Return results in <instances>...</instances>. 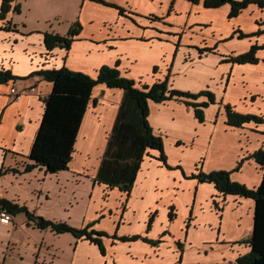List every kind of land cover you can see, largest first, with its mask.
<instances>
[{
	"label": "crops",
	"instance_id": "0c3cea01",
	"mask_svg": "<svg viewBox=\"0 0 264 264\" xmlns=\"http://www.w3.org/2000/svg\"><path fill=\"white\" fill-rule=\"evenodd\" d=\"M104 1L15 0L20 11L0 16V70L18 77L0 82V201L26 209L0 223V264H236L251 252L256 200L193 175L226 170L249 189L263 181L254 155L264 148V122L230 125L225 108L264 118V73H241L257 63L228 60L251 46L240 32L264 31V8L250 4L229 17L230 4ZM76 21L70 48L49 50L45 34L66 36ZM259 62L264 68V52ZM106 65L137 87L167 79L175 90L210 89L216 102L202 122L180 99L149 101L147 122L162 138L166 165L144 144L136 102L99 83L68 168L36 165L30 152L53 84L31 73L66 67L96 79ZM38 218L104 234L96 243L40 227Z\"/></svg>",
	"mask_w": 264,
	"mask_h": 264
},
{
	"label": "trees",
	"instance_id": "16d2710c",
	"mask_svg": "<svg viewBox=\"0 0 264 264\" xmlns=\"http://www.w3.org/2000/svg\"><path fill=\"white\" fill-rule=\"evenodd\" d=\"M14 1H2L1 18L5 19L11 9L16 12L20 11V5L17 4L13 7ZM96 1L109 4L104 0ZM199 1H203L205 6L209 8L230 4L232 10L229 17L239 15L250 4L264 8V0H190L193 3H198ZM120 11L123 12L124 10L120 9ZM80 29L81 22L76 21L66 36L47 32L45 34V44L49 50L56 46H64L69 49L71 42L74 41ZM228 60L234 63L259 62V59L255 56L254 47L246 53L237 56L233 55ZM121 74L117 67L107 65L101 68L96 79L66 67L31 73L33 76H42L53 84L52 91L45 102L44 118H42L40 129L36 134L35 142L30 152V158L35 161L36 165L44 166L51 173L68 168L75 150V142L80 131L82 119H84L91 99L92 89L99 83H106L112 88H124L126 97L136 102L141 114V122L145 129L144 144L146 147L160 150V159L166 165L167 157L164 154L165 149L162 138L155 135L147 122L149 101L162 102L168 99H180L186 102L187 105L193 106L196 116L202 122L205 121L204 109L216 102V97L211 91L202 90L197 93H188L187 91L175 90L169 88L167 79L163 82H156L152 86L144 85L141 88L136 86L134 80L128 79ZM16 78L18 77L12 75L10 71L0 70V82L7 83ZM201 96L207 97L208 100L198 101ZM233 108L230 104H227L225 108L228 124L230 125L239 127L247 122H263V117L261 116L242 114ZM254 157L264 166V148L257 151ZM193 176L197 177L201 182L215 183L217 190L223 194L246 195V197H253L256 200L255 226L250 239L251 252L241 256L236 264H264V176L262 183L256 189H249L245 184L233 181L231 172L226 170H214L209 173L199 171ZM0 203L14 214L18 211L26 210L8 201L1 200ZM27 213L29 214L28 211ZM38 219L40 220V227H51L60 233L72 232L76 237L85 236L96 243H100V239L95 237V235L101 236L104 234L88 230L87 228L75 229L69 224L47 221L44 218ZM136 238L138 239L139 237L134 236L131 239Z\"/></svg>",
	"mask_w": 264,
	"mask_h": 264
},
{
	"label": "rangeland",
	"instance_id": "374dc122",
	"mask_svg": "<svg viewBox=\"0 0 264 264\" xmlns=\"http://www.w3.org/2000/svg\"><path fill=\"white\" fill-rule=\"evenodd\" d=\"M121 13H124V11L123 12H121ZM261 20L259 19L258 20V25H259V27H261L262 26V23L260 22ZM239 36L240 37H243L242 39H244V38H246V39H249L250 38V43H251V46H249V48L244 52V53H246V52H248L249 50H251L253 47L255 48V56L259 59V61H260V55L264 52V44H261V38H263L264 37V31H262L261 30V28L259 29V31H257L256 32V34L255 35H248V34H244V33H242V32H240V34H239ZM241 54H243V53H241ZM257 63V65L256 66H253V68H252V70H246V69H242V68H240V72L241 73H250L251 74V71L254 73V74H256V75H258L259 73H264V68L262 67V66H259V63H261V62H256ZM258 73V74H257ZM205 91V90H204ZM206 91H211L212 93H213V91L212 90H210V89H207ZM20 94V93H19ZM261 96L262 95H264V94H260ZM22 96V95H21ZM204 98H206V100H208V98L207 97H204ZM17 99V98H16ZM205 100V101H206ZM213 104V103H212ZM207 108V107H206ZM235 110V109H234ZM236 111V110H235ZM259 116V115H258ZM262 117V116H261ZM252 122H254V121H252ZM263 122H264V118H263ZM263 122H260V123H263ZM257 123V122H256ZM13 214V213H12Z\"/></svg>",
	"mask_w": 264,
	"mask_h": 264
},
{
	"label": "built area",
	"instance_id": "2783aa9c",
	"mask_svg": "<svg viewBox=\"0 0 264 264\" xmlns=\"http://www.w3.org/2000/svg\"><path fill=\"white\" fill-rule=\"evenodd\" d=\"M11 93L18 99L21 98V94L18 93L16 86L11 88ZM13 221V214L7 207L0 203V223H10Z\"/></svg>",
	"mask_w": 264,
	"mask_h": 264
}]
</instances>
